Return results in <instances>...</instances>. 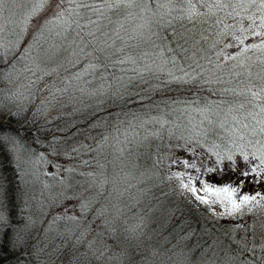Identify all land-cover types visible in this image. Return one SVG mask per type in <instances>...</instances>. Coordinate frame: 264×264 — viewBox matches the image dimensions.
<instances>
[{
	"label": "trees",
	"instance_id": "16d2710c",
	"mask_svg": "<svg viewBox=\"0 0 264 264\" xmlns=\"http://www.w3.org/2000/svg\"><path fill=\"white\" fill-rule=\"evenodd\" d=\"M193 2L196 3L198 0ZM202 11L206 12L207 9ZM253 12L255 13L254 24L248 18ZM176 14L178 13H174ZM261 15L258 9H249L248 12H242L235 18L225 17L224 11H218L210 19L202 18V20L207 19V23L201 22L194 25L185 20L175 22L172 27L157 28V31L169 38V42L174 29L191 30L190 33H186L192 37L190 44L185 46L189 49L187 55H193L195 50L191 43L199 40L197 47L202 51H196L195 55L201 64H207L205 60L200 59L205 54L216 61L219 52L233 57L238 56L245 48L249 49L240 57V60H225L221 56L218 63L223 66L222 69L217 70L214 64H207L208 68L223 76V83L211 85L215 89H228L229 91L223 97L212 95L208 91V85L204 86L203 91L197 93L189 90L192 89V85L181 86L175 83L165 85L160 80H150L148 84L130 88L131 96H126L123 101L115 104L110 99L104 104H98V97L87 94L78 97L74 91L57 94L56 89L65 87V83L62 82L65 77L82 71L86 63L82 60L75 68H69L68 71L61 67L59 74L44 75L42 72L38 76L42 79L37 83L27 84L31 94L25 95L24 98L27 100L21 106L16 103L10 106L5 105L0 98V105H2L0 113L5 114V132L15 136L20 147L28 151L35 149L39 155L40 153L49 154L50 158H55L53 155H67L68 158H73V162L68 164L69 169L83 170L85 173L96 169L100 161V155L96 156L99 151L106 152L110 148L108 146L105 150L103 148L99 151L93 150L99 147L103 137L109 136L106 143L108 144L115 140L113 135H119L114 133V127L119 122L123 121L121 126L126 128L128 121L139 124L149 116L160 115V110L154 105L149 107L153 101L159 103L160 109H164L165 112L170 109L163 103L164 101L172 103L177 99L191 100L197 95L208 97L213 101L224 99L232 102L230 112L226 110L228 105L224 106L225 110H217L214 107L206 114L207 119L197 112H191L192 120H189L188 115H184L180 120L175 121L180 127L177 128L171 123L165 126L166 129L172 128L171 136L164 131L160 138L149 136L141 146L133 145L135 152L127 157V169L142 174L138 186H135L137 190H133L131 194L135 201H117L113 207L109 205L105 210L103 209V216H97L95 211L98 201H93L90 208L85 213H81L80 221L74 223V228L67 234L58 231L62 226L63 212L58 215L60 219H54L56 216L52 217L53 215L49 213L48 219L51 217V222L48 223L47 219L45 224L37 226L35 230L27 226L26 213L21 201V178L16 175L18 170L13 160L14 154L6 149L0 150V176L6 178L11 222L18 230L17 232L11 229L5 230L6 235L3 238L5 256L0 264H18V261L19 264H121V260L108 258L113 253H119L122 248L131 251L137 244L139 245L137 259L147 258L152 261V264H181V261L183 264H198L206 250L208 259L212 258L213 252L218 253L216 264H222L226 246H229L233 252L237 248L233 240H241L245 235L249 241L253 240V229H249L247 234L243 231L245 227L253 224H255V241L259 244L261 229L258 221L264 219V211L255 208L252 212L245 210L243 216L235 218L229 217L227 213H215L209 205L201 204L191 193L185 191L173 173L184 172L185 178L189 174L199 175L200 179L214 187L230 184L239 189L234 197L236 199L243 195H255L257 192L264 195V178L259 179V182H250L255 176L251 173V169L260 164L253 153L259 156L261 148H264V132L261 131L264 124L260 123L264 121V114L260 113V106H264V92L261 91L264 85V63H262L264 52L251 48L253 44L264 43V28L260 27ZM217 16L223 17L224 22L216 24ZM119 18L123 20V16ZM124 23L125 29L131 33L139 21L130 19ZM225 24L230 26L227 30H225ZM114 25L117 26L112 24L109 27L115 28ZM241 26L244 28L243 32L240 31ZM221 32L224 34L219 35ZM69 35L71 37L74 34ZM121 35H125L124 29L121 30ZM202 35L207 37L206 41L201 38ZM49 36L55 39L54 42L61 41L60 37L55 35V30ZM237 38H243V44H240ZM119 43L120 41H117V44ZM170 46L175 48V44L170 43ZM143 47L151 50L148 45ZM68 56L69 53L61 60L65 65H67L65 58ZM177 59L182 66L186 67L182 56H177ZM240 61L243 62L242 65ZM25 64L31 67V61L25 60L17 66L16 73H20L19 78L25 73ZM234 65L238 66L233 67ZM123 67L127 68L128 65ZM9 70L10 65L7 62L0 64V72ZM180 74L177 72V75ZM19 78H14L12 83L15 84ZM36 80L37 78H34L32 81ZM72 82L76 86L75 81ZM99 85L100 81L97 78L88 87H99ZM153 85H160V87L157 89ZM7 86H9L7 79L0 80V96H2L1 90ZM249 89L251 92L258 93L255 100ZM53 92L56 93L55 98L52 96ZM149 95L151 100L141 101V97L146 98ZM249 101L258 106L253 108ZM241 103L245 105L244 108L239 107ZM57 107H61V111ZM175 107L182 109L185 105H175ZM21 108L24 109L21 116H8L9 112L16 113ZM38 108L41 109L42 114H38L35 123H31L32 115ZM250 112L256 113V116L249 115ZM100 116L107 117L106 123L93 128L91 125ZM137 116L140 119H137ZM25 117L28 118V122H19ZM168 119L172 121L175 116ZM158 129V124L147 123L143 128L138 127L137 131L142 138L146 132L151 133ZM214 152L223 157L221 163H217ZM242 153H247V160ZM123 154L128 152L125 151ZM229 155L232 156L231 160L228 159ZM65 159L67 158H59V160ZM183 160L194 162L200 168V173L197 174L191 168H184L181 163ZM121 165L123 162L120 160L118 166ZM208 168L214 171L208 172ZM242 171H249L250 175L245 180L244 186L239 188L240 180L244 179L240 175ZM123 195L124 193L122 197ZM77 203L79 204L78 201ZM110 210L114 212L111 213ZM69 212L68 208V214ZM110 214H115L116 217L111 220ZM106 218L109 222L107 227H98L105 222ZM114 220L118 224L115 231L111 228ZM137 225H140L136 234L138 238L127 239L131 235L127 229ZM231 229L236 231L233 232ZM117 237L121 241L120 247L114 246ZM12 244L15 245V251L9 250ZM90 244L91 247H89ZM105 244L112 246L111 250L106 251L102 259H96L94 252L97 249H103ZM194 247L195 250L190 251ZM153 251L162 255L154 258ZM122 264H128L126 258L123 259Z\"/></svg>",
	"mask_w": 264,
	"mask_h": 264
},
{
	"label": "snow or ice",
	"instance_id": "6c2138e0",
	"mask_svg": "<svg viewBox=\"0 0 264 264\" xmlns=\"http://www.w3.org/2000/svg\"><path fill=\"white\" fill-rule=\"evenodd\" d=\"M20 8H26V11L23 13L22 21L18 24L15 17ZM202 9H207V11H202ZM229 9L230 11H228ZM249 9H258L262 13L260 27L264 28V0H198L196 3L193 0H99V2L98 0H0V64L7 62L10 65L9 71L0 72V80L7 79L11 82L13 73L18 70L17 66L25 60H31V63L35 65V68L29 67L28 64L24 65V70L31 72L33 76H36L37 70L43 72L44 75L59 74L61 67L65 71H68L69 68H75L83 60L86 61L83 71H77L72 73L70 77H65L62 81L65 83V87L58 88L56 91L61 94L67 93L73 80L81 81L78 86V90L81 93L98 97V104H104L108 99L112 100L115 104L118 101H123L126 96H131L130 88L138 87L141 84H148L150 80H160L165 85L172 83L181 86L192 85V89L189 90H194L197 93L203 91L204 86L208 85V91L212 95L223 97L229 91L228 89H215L211 87L213 84L223 83V76L208 68L207 64H214L217 70L222 69L223 66L218 63L221 56L225 60H240V57L249 49L245 48L238 56L233 57L219 52L217 53L216 61H213L210 56L205 54L200 59L205 60L207 64H201L195 55L196 51H202L197 47L200 43L199 40L191 43L192 48L195 50L193 55H187L189 49L185 46L190 44L192 37L186 33H190L191 30L185 28L184 31H177L174 29L171 42H169V38L162 32L157 31V28L172 27L175 22L185 20L194 25L201 22L207 23V19L202 20V18L207 17L210 19L218 11H224L225 17L235 18L241 15L242 12H248ZM109 13L115 15L117 19L113 20V15H109ZM174 13L178 14L174 15ZM121 16H123V20L119 18ZM248 18L252 20L253 24L255 23L254 12ZM130 19L139 21L131 30V33L125 29L124 23V21ZM102 21L106 23H102ZM223 22V17H216V24ZM112 24H116L117 27L110 28L109 26ZM229 27V25L225 24V30ZM122 29L125 30V35H121ZM249 29L251 30V25ZM54 30L55 35L60 37L61 41L67 42V44L54 43L49 45L48 48H43L41 39L45 37L46 33L51 34ZM240 31H244L242 26ZM70 33L74 35L70 37ZM223 34V32L219 33V35ZM257 34L260 35V33ZM233 35L235 34L233 33ZM201 38L205 41L207 40L206 36L202 35ZM237 39L240 44H243V38ZM117 41H120V43L117 44ZM170 43L175 44V48L171 47ZM21 45H25L22 51ZM143 45H148L151 50H146ZM225 47H230V45H225ZM61 48H64L65 51L71 49L69 56L65 58L67 65L62 62L57 68H53L50 71L40 67L38 61L45 57L51 58ZM251 48L264 52V43L260 45L253 44ZM34 51L35 55H33ZM18 53L19 55H17ZM177 56L183 57L186 67L181 65ZM242 63L240 61L241 65ZM124 65H128V67L125 68L123 67ZM236 66L238 65H234L233 67ZM110 69L113 71L110 72ZM177 72L181 74L177 75ZM85 75L90 77V79H83ZM165 76L167 77L166 79ZM97 78L100 81L99 87L89 88L88 86ZM40 79L42 77H37L36 81L30 80L29 83L30 85L37 83ZM153 87L158 89L160 85H153ZM249 91L251 92V89ZM261 91L264 92V85H262ZM13 95L15 96L16 93H13ZM55 95L56 93L53 92V98H55ZM251 96L255 100L258 93L251 92ZM140 99L141 101L144 99L151 100V96L149 95L146 98L141 97ZM163 103L168 106L169 111L165 112L164 109H160V104L153 101L149 107L154 105L160 110V115L155 117L149 116L148 119L143 120L139 124L128 121V127L126 128L121 126L124 123L121 121L114 127V133H119V135H113V139L124 145L119 150L121 155L125 151L128 152L129 156L133 155L135 148H129L128 146L135 145L139 147L144 141L148 140L149 136L160 138L164 131H167L169 136H171L173 132L172 128L166 129L165 126L171 123L177 128L180 127L175 121L180 120L184 115H188L189 120H192L191 112H197L207 119L206 114L211 112L214 107L217 110H225L224 106L228 105L226 110L232 111L231 101L224 99L213 101L208 97H201L199 95L191 100L177 99L172 103L168 101H164ZM249 103L252 102L249 101ZM175 105H185V107L180 109L176 108ZM193 105L195 107H192ZM257 106L255 103H252L253 108ZM239 107L244 108L245 105L241 103ZM23 111L24 109L21 108L16 113L9 112L8 116H21ZM176 113H179V115H176ZM260 113L264 114V106H260ZM38 114H42L39 108L36 113H33L31 123H35ZM93 115L96 114L93 113ZM249 115L255 117L256 113L250 112ZM171 116H175V119L172 121L168 119ZM137 119L140 118L137 116ZM106 121L107 117L100 116L91 126L97 128L101 124L106 123ZM19 122H28V118L25 117L23 121ZM4 123L5 114L0 113V150L6 149L11 153H15L21 145L15 136L5 132ZM147 123L158 124L159 129L151 133L146 132L141 138L137 128H143L144 124ZM260 123L264 124V121H260ZM261 131L264 132V127H261ZM120 136H123L124 139L120 140ZM108 140L109 136L105 135L99 142V147L93 150L99 151ZM214 154L217 156V163H221L223 157L219 153L214 152ZM242 155H244L245 160L248 159L247 153H242ZM253 156L260 161V164L251 169V173L255 174V176L254 180L250 182H259V179L264 178V148H261L259 156H256L255 153H253ZM228 159L231 160L232 156L229 155ZM181 163L184 168H191L197 174L201 171L194 162L190 163L188 160H183ZM99 166L102 170L99 174L100 178L93 181V184L96 186L95 198L104 197L106 200H110L113 197V193L122 195L116 186L119 173L114 174L112 180L109 181V178L103 172L104 165L100 164ZM123 171L122 167L121 172ZM207 171L212 172L214 169L208 168ZM127 175L129 174H125V178H127ZM240 175L244 178L239 183V188H242L250 173L249 171H242ZM173 176L180 181L181 187L191 193L201 204L208 205L210 203L209 197H215L214 202H219L229 217L243 216L245 210L252 212L254 208L264 211V195H261L259 192L255 195H243L236 199L234 197L239 189L232 187L230 184L223 187H214L212 184L200 179L199 175L191 174L187 175L188 182L185 183L184 172L173 173ZM197 181L201 185L200 189L196 187ZM109 183H111L112 188L105 195V185ZM200 192L204 194L201 195ZM7 200L8 188L6 186V178L0 176V261L5 256L3 246V238L6 235L5 230L18 231L11 222ZM91 203V200L80 202L79 209L81 213H85L90 208ZM65 211H67V208ZM103 215L104 210L101 209L97 213V216ZM67 218L76 220L75 216ZM54 219H60V217H55ZM108 223L106 218L105 222L98 225V227H107ZM258 224L261 229L259 244L255 241V224L245 227L243 229L245 234H247L249 229H253V240L249 241L247 235L241 240H233L237 248L233 252L229 246H226L222 264H264V219L259 220ZM139 227L140 225H137L136 227L127 229L131 234L127 239L138 238L136 234ZM231 231L235 232L236 229H231ZM98 235H102V233H98ZM114 246H121L119 237L115 239ZM89 247H91V244ZM111 247L105 244L103 249H97L94 252L96 259H102L105 252L110 251ZM138 249V244L131 251L122 248L119 253H113L108 259L121 260V264L124 258L127 259L128 264H152V261L147 258L137 259ZM9 250L15 251V245L12 244ZM194 250L195 247L190 251ZM152 255L155 258L162 254L153 251ZM217 257L218 253L213 252L212 258L208 259L206 250L202 254V258L198 261V264H216ZM241 257L244 258L242 259ZM181 264H183V261H181Z\"/></svg>",
	"mask_w": 264,
	"mask_h": 264
},
{
	"label": "rangeland",
	"instance_id": "374dc122",
	"mask_svg": "<svg viewBox=\"0 0 264 264\" xmlns=\"http://www.w3.org/2000/svg\"><path fill=\"white\" fill-rule=\"evenodd\" d=\"M24 11H26V8L18 9V14L15 17L18 24L23 19ZM109 15L113 14L109 13ZM115 19H117V17L113 15V20ZM102 23L106 22L102 21ZM52 38L53 37L49 36V34H45V37L41 39L43 48H48L49 45L54 43H64L65 45L67 44V42L65 41L54 42L55 39L53 40ZM24 46L25 45H21L22 49ZM70 52L71 49L65 51L64 48H61L59 52L55 55H52L51 58L45 57L42 60L38 61V63L40 64L41 68H47V70L50 71L53 68H57L58 65H60L59 63H62L61 60L63 59V57L65 55L67 56ZM31 67L35 68V65L31 63ZM16 72H14L12 75V81L14 78H19L20 73ZM41 73V71L37 70L36 76H33L31 72L25 71L24 75H22L15 84H13L12 81L9 82L7 80L9 86L1 90L2 96H0V98L2 103L9 106L15 105L16 103V105L21 106L22 103L27 100V98H24L25 95L31 94L30 90L28 91L27 84L30 80L37 78ZM88 78L89 77L85 75L83 79L87 80ZM75 83L76 86L74 82H71V87L69 88V90H71L68 92L74 91V93L78 94V97L84 95V93H81L78 90V86L80 85L81 81H75ZM13 93H16V95L14 96ZM57 94L61 93L57 91ZM5 101H8L10 103H6ZM62 107H64L63 104ZM57 108L60 111L62 109L61 107ZM123 139L124 137L122 136L120 140ZM108 146L110 148L106 152L99 151V154L96 155H100V161H98L96 169L88 173H85L83 170L71 169V171H69L68 164L73 162V158H68L67 155H53L55 156V158H50L49 154L45 155L43 153H40L39 155L37 154V152H35V149H33L32 151H28L22 147H19L18 150L13 153V160L16 163V168L18 170L16 175L17 177L21 178V201L23 202L26 213L25 217L27 226L30 229L35 230L37 226L45 224L50 215L49 213L53 215L52 217H58V215L63 212V222L61 223L62 226L60 225L61 227L58 229V231H61L63 234H67L74 228V223H76L77 221L79 222L80 217L82 218L81 212L77 208L79 207L77 201L79 203L86 200H91L92 202L98 201V205L95 211L96 214L101 209L105 210L109 205L113 207L117 201H135L131 194L133 190H137L135 189V186H138V182L140 181L142 174L127 169L128 154L121 155L119 151L124 147L122 143L113 140L112 142L105 144L102 148L105 150V148H107ZM132 146L133 145H129L128 147L132 148ZM57 157L61 159H67L59 160V158ZM120 160L123 162V165L119 167L118 163L120 162ZM100 164L104 165L103 172L106 171L104 172V174L109 178V181L112 180L114 174L119 173V177L116 181V186L120 193H124L123 197L118 193H113V197L110 200H106L104 197H100L99 199L95 198L96 186L93 184V181L100 178L99 174L102 171L99 166ZM122 167L124 169L123 172H121ZM125 174H129L127 175V178H125ZM184 182H188L187 177L184 178ZM196 187L198 189L201 188L199 181L196 182ZM111 188V183L105 185V195H107V192L110 191ZM200 194L203 195L204 193L200 192ZM209 199L210 203L208 205L215 213H226L225 209L219 202H214L215 197H209ZM72 201H74V203ZM66 208L67 211H65ZM68 208L70 214H68ZM110 212L112 213L114 211L110 210ZM69 216H75L76 220L68 219L67 217ZM109 217L112 220L116 217V215L110 214ZM51 220L52 218L50 217L47 220L48 223H50ZM120 224L121 223L119 222V225ZM117 225L118 224L115 220L111 223V228L113 231L116 230ZM120 226H122V224Z\"/></svg>",
	"mask_w": 264,
	"mask_h": 264
}]
</instances>
